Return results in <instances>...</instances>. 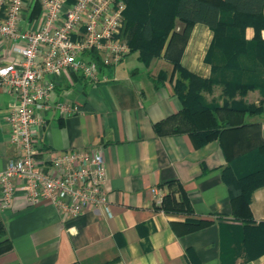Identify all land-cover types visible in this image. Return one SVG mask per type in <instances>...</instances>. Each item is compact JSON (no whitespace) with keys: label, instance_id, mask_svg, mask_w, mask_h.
Segmentation results:
<instances>
[{"label":"crops","instance_id":"0c3cea01","mask_svg":"<svg viewBox=\"0 0 264 264\" xmlns=\"http://www.w3.org/2000/svg\"><path fill=\"white\" fill-rule=\"evenodd\" d=\"M31 7L30 0H24L21 29L31 24ZM261 13L264 16V0ZM181 28L176 23L175 30ZM252 36L253 30L246 28L244 39ZM211 37L208 28L195 24L180 54V66L207 78L210 66L204 56ZM260 37L264 40V31ZM8 47L4 43L0 51L6 55ZM136 58V53L129 54L103 70L105 81L96 84L70 72L46 78L54 83L53 101L35 136L50 153L86 148L101 152L108 212L69 218L47 203L28 206L17 195L11 208L0 212L12 245L0 256V264H264L263 256L250 258L240 247L239 226L231 220L221 180L225 161L218 143L195 148L187 135L157 136L152 129L180 109L172 91L176 75L169 79L171 64L161 57L145 67ZM158 72H164L166 80L154 89ZM202 96L206 103L219 106L225 101L221 86ZM243 100L256 106L260 97L253 91ZM13 102L0 87V171L14 155L3 122ZM58 104L75 107L76 113L60 115ZM247 121L259 123L264 138V111ZM170 182L179 183L193 215L212 221L209 226L181 235L172 230L170 223L182 222L184 216L154 209ZM248 207L255 224L264 222V184L252 190Z\"/></svg>","mask_w":264,"mask_h":264},{"label":"trees","instance_id":"16d2710c","mask_svg":"<svg viewBox=\"0 0 264 264\" xmlns=\"http://www.w3.org/2000/svg\"><path fill=\"white\" fill-rule=\"evenodd\" d=\"M120 37L128 46V55L136 53L137 61L147 67L153 59L163 58L171 64L169 79L176 75L172 91L180 104L175 114L152 126L157 136L187 135L193 147L199 148L216 141L225 166L221 180L228 193L231 220L238 224L240 247L250 258L264 257V222L255 224L249 211L250 194L264 184V138L260 124L247 118L264 111V16L263 0H122ZM40 6L34 2L28 16L36 20ZM176 23L182 28L176 31ZM195 24L212 33L204 56L210 66L207 78L188 72L179 64L180 54ZM251 28L253 36L244 39V30ZM101 71L95 52L84 54ZM75 75L74 73H72ZM77 76V75H76ZM81 78V76H77ZM166 80L158 72L153 88ZM221 86L225 99L219 106L206 103L202 93ZM256 91L258 104H247L243 98ZM252 139L257 140L256 145ZM168 193L154 206L167 215L184 216L182 222H172L177 234H189L209 226L212 221L193 215L188 198L179 183H166ZM11 242L0 221V256L9 252Z\"/></svg>","mask_w":264,"mask_h":264},{"label":"built area","instance_id":"2783aa9c","mask_svg":"<svg viewBox=\"0 0 264 264\" xmlns=\"http://www.w3.org/2000/svg\"><path fill=\"white\" fill-rule=\"evenodd\" d=\"M40 6L36 20L21 29L24 0H0V87L14 102L3 117L14 155L0 171V212L15 196L28 206L50 204L61 215L108 212L105 166L93 148L45 151L35 136L53 101L54 83L63 72L89 83L104 82L101 72L118 65L128 46L120 37L122 0H30ZM95 52L100 71L84 54ZM60 115L75 107L58 104ZM154 193V190L150 191Z\"/></svg>","mask_w":264,"mask_h":264}]
</instances>
